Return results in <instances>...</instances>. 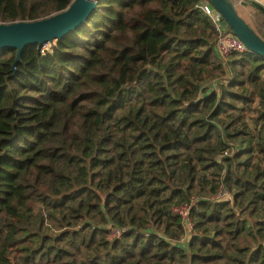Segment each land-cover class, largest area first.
I'll list each match as a JSON object with an SVG mask.
<instances>
[{"label": "trees", "instance_id": "obj_1", "mask_svg": "<svg viewBox=\"0 0 264 264\" xmlns=\"http://www.w3.org/2000/svg\"><path fill=\"white\" fill-rule=\"evenodd\" d=\"M203 1L97 0L0 50V264H264V56L223 62ZM72 2L0 0V23Z\"/></svg>", "mask_w": 264, "mask_h": 264}, {"label": "water", "instance_id": "obj_2", "mask_svg": "<svg viewBox=\"0 0 264 264\" xmlns=\"http://www.w3.org/2000/svg\"><path fill=\"white\" fill-rule=\"evenodd\" d=\"M224 17L232 32L238 36L251 52L264 56V39L254 27L240 14L239 3L251 5L264 13V4L256 0H209ZM97 0H73L63 11L32 21L0 23V50L17 49L15 63L23 50L31 44L43 46L48 42L63 38L83 24L96 8Z\"/></svg>", "mask_w": 264, "mask_h": 264}, {"label": "built area", "instance_id": "obj_3", "mask_svg": "<svg viewBox=\"0 0 264 264\" xmlns=\"http://www.w3.org/2000/svg\"><path fill=\"white\" fill-rule=\"evenodd\" d=\"M199 6L202 12L210 18L215 28L217 33L216 49L223 58V62H226V59L232 53H245L249 51L245 43L232 32L224 17L215 9L209 0H204ZM213 199L233 200V197L226 188L221 187ZM190 209L191 206L187 203L177 205L173 208L174 214L182 218L184 229L193 228ZM122 233L123 229L115 227L111 232V237H119Z\"/></svg>", "mask_w": 264, "mask_h": 264}, {"label": "rangeland", "instance_id": "obj_4", "mask_svg": "<svg viewBox=\"0 0 264 264\" xmlns=\"http://www.w3.org/2000/svg\"><path fill=\"white\" fill-rule=\"evenodd\" d=\"M248 10L246 9V7H243L241 6V4H238L237 5V9L239 10L240 14L243 15V17L248 21L250 22L254 27H256L257 29H259V22H257V17L256 16V8L252 7L250 5V7L248 6ZM264 75V74H263ZM223 82L224 80L226 81V79H222ZM207 84H210V88L206 87V86H203L207 89H209V91H213V90H218L217 89V79H209L205 82V85ZM202 95V94H201ZM182 204H185V203H182ZM248 217V216H247ZM115 227H111V231H110V234L111 232L113 231Z\"/></svg>", "mask_w": 264, "mask_h": 264}, {"label": "crops", "instance_id": "obj_5", "mask_svg": "<svg viewBox=\"0 0 264 264\" xmlns=\"http://www.w3.org/2000/svg\"><path fill=\"white\" fill-rule=\"evenodd\" d=\"M244 1V0H243ZM256 1H258V2H260V3H262V4H264V0H256ZM239 4H241V3H239ZM241 6H243V7H246V9L248 10L249 8H248V6L250 7V5H244V4H241ZM243 16V15H242ZM250 23V22H249ZM251 24V23H250Z\"/></svg>", "mask_w": 264, "mask_h": 264}]
</instances>
